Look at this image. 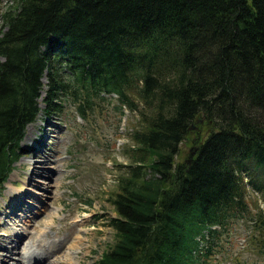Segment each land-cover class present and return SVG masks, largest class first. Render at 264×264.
Instances as JSON below:
<instances>
[{
  "label": "trees",
  "instance_id": "obj_1",
  "mask_svg": "<svg viewBox=\"0 0 264 264\" xmlns=\"http://www.w3.org/2000/svg\"><path fill=\"white\" fill-rule=\"evenodd\" d=\"M1 19L0 192L46 75L44 110L137 116L98 264L237 263L234 224L264 261V0H11Z\"/></svg>",
  "mask_w": 264,
  "mask_h": 264
},
{
  "label": "rangeland",
  "instance_id": "obj_2",
  "mask_svg": "<svg viewBox=\"0 0 264 264\" xmlns=\"http://www.w3.org/2000/svg\"><path fill=\"white\" fill-rule=\"evenodd\" d=\"M10 5L11 0H0V24L1 15ZM46 81L44 75L38 96L40 110L25 126L24 136L19 142L20 156L14 161V168L4 180L0 193V243L11 242L17 237L21 242L31 238L38 242L40 238L48 236L50 240L53 236L58 239L60 248L52 257L48 256L50 260L65 254L64 258H70L66 264H77L78 260L80 264H98L102 253L114 239V231L106 223L110 215L116 214L108 194L122 170L120 166L128 162V149L125 147L132 145L133 141L127 133L137 121V116L128 110L119 114L113 100L103 103L102 113L92 111L89 120L79 117L70 106L69 111L62 113L44 110ZM31 129L33 140L27 143L25 138ZM34 146L52 154L50 162L46 163L48 165H44L45 170L51 167L52 172L48 171L49 177L37 176L34 183L30 180L28 183L25 162L31 155L33 159L37 158ZM180 147L179 158L190 149L187 142ZM18 197L21 200L15 199ZM38 200L44 204L41 206ZM234 225L225 244L231 249L232 258L236 256L238 264H264L259 256L244 248L243 227ZM79 238H82L83 245L75 244ZM44 244L49 246L48 240ZM19 247L20 250L22 247ZM29 253L35 254L36 251L30 249ZM227 255L225 251L218 253L211 264H237ZM18 258L20 252L7 260L12 264Z\"/></svg>",
  "mask_w": 264,
  "mask_h": 264
},
{
  "label": "bare ground",
  "instance_id": "obj_3",
  "mask_svg": "<svg viewBox=\"0 0 264 264\" xmlns=\"http://www.w3.org/2000/svg\"><path fill=\"white\" fill-rule=\"evenodd\" d=\"M53 127V126H52ZM53 130V129H51ZM50 130V131H51ZM51 135H53V132L50 133ZM33 131L32 129L28 132L27 136H26V142L30 143V141L33 140ZM33 149H36L34 151V153H37V158L33 159V155L30 156V159L27 160L25 163L28 166V179L26 180V182L29 180L32 181V183H34V180L36 179L37 176H42L43 177H49V173L48 171H50V173L52 172V168L50 167V170L46 168L45 170V166L48 165L46 163L50 162V158L52 156L51 153H45L43 148L41 147L40 149H38L37 146H34ZM41 158V159H39ZM42 162V163H41ZM24 165V164H23ZM45 165V166H44ZM55 176V175H54ZM57 176V174H56ZM57 179V178H56ZM59 180V179H58ZM23 183V181H21ZM25 182V184H26ZM36 182V181H35ZM36 186V185H35ZM38 186V185H37ZM29 189V186H25ZM24 187V189H26ZM29 191V190H27ZM21 193V191H19ZM30 193H32V191H30ZM37 197V196H36ZM15 199H20L21 198H15ZM14 199V200H15ZM38 200V203L42 206L44 203L42 201ZM19 205V204H18ZM50 215V214H49ZM49 217V216H48ZM47 218V217H46ZM36 221V220H35ZM43 223V222H41ZM35 224V222L33 223ZM38 224V223H37ZM49 227V226H48ZM71 227V226H70ZM49 232V231H48ZM72 232V231H71ZM44 233V232H43ZM42 233V234H43ZM51 233V232H50ZM15 234V233H14ZM49 234V233H48ZM53 235V234H52ZM17 237V236H16ZM70 238V237H69ZM74 238V237H73ZM39 239V238H38ZM45 240H48L49 246L46 247ZM82 238L75 240V244L76 245H83L81 242ZM5 243V242H4ZM4 243H0V250L3 252H0V254H3L2 257H0V264H9L7 259H12V257H14V254H16L17 252H20V258H18V260L14 261L12 264H66L69 262V259L64 258L65 254L60 255V256H56L54 259L50 260L49 259V255H51L54 252H56L59 248L60 245H58V239L54 238L53 236H51L50 240L48 236H45L43 238H40L37 242H33L32 238L28 239L27 242H21L20 238H12L11 242H6ZM42 243V244H41ZM19 246H21L22 248L19 250ZM53 246L52 249L50 250L47 249L48 247ZM64 246V245H63ZM72 247L74 246L71 245ZM74 248V247H73ZM78 248V247H77ZM80 248V247H79ZM30 249H34L36 251L35 254L33 253H29L28 251H30ZM78 251V250H77ZM75 253V252H74ZM85 253H88L85 251ZM27 254V255H26ZM70 254V253H69ZM82 254V253H81ZM78 255V254H77ZM70 256V255H69ZM77 257V256H76ZM86 258V257H85ZM78 259V258H77ZM71 262V261H70ZM76 262V261H75ZM81 262L78 260L77 264H80ZM71 264V263H70Z\"/></svg>",
  "mask_w": 264,
  "mask_h": 264
},
{
  "label": "water",
  "instance_id": "obj_4",
  "mask_svg": "<svg viewBox=\"0 0 264 264\" xmlns=\"http://www.w3.org/2000/svg\"><path fill=\"white\" fill-rule=\"evenodd\" d=\"M198 120H199V122H201V121H202V119H201V118H199ZM195 127H196V125H194V124H191V125L189 126V128H191V129H195Z\"/></svg>",
  "mask_w": 264,
  "mask_h": 264
}]
</instances>
